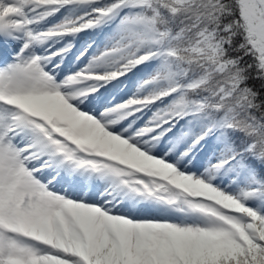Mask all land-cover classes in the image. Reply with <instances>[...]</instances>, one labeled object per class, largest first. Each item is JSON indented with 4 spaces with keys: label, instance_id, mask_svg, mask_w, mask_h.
<instances>
[{
    "label": "snow or ice",
    "instance_id": "1",
    "mask_svg": "<svg viewBox=\"0 0 264 264\" xmlns=\"http://www.w3.org/2000/svg\"><path fill=\"white\" fill-rule=\"evenodd\" d=\"M0 264H264V0H0Z\"/></svg>",
    "mask_w": 264,
    "mask_h": 264
}]
</instances>
